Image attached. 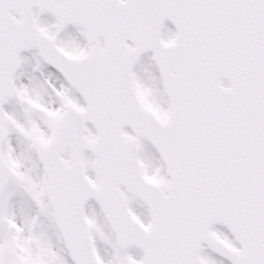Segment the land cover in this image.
Here are the masks:
<instances>
[{"label":"snow or ice","instance_id":"obj_1","mask_svg":"<svg viewBox=\"0 0 264 264\" xmlns=\"http://www.w3.org/2000/svg\"><path fill=\"white\" fill-rule=\"evenodd\" d=\"M0 264H264V0H0Z\"/></svg>","mask_w":264,"mask_h":264}]
</instances>
